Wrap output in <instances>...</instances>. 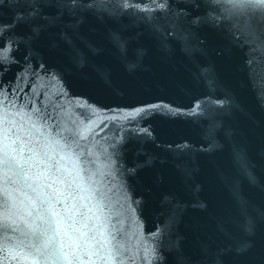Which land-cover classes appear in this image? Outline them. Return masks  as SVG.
<instances>
[{"label": "water", "instance_id": "95a60500", "mask_svg": "<svg viewBox=\"0 0 264 264\" xmlns=\"http://www.w3.org/2000/svg\"><path fill=\"white\" fill-rule=\"evenodd\" d=\"M0 264H264V0H0Z\"/></svg>", "mask_w": 264, "mask_h": 264}]
</instances>
